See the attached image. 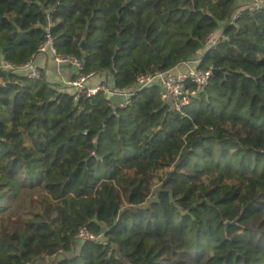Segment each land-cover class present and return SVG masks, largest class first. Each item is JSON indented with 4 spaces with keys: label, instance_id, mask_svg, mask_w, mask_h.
I'll return each mask as SVG.
<instances>
[{
    "label": "trees",
    "instance_id": "1",
    "mask_svg": "<svg viewBox=\"0 0 264 264\" xmlns=\"http://www.w3.org/2000/svg\"><path fill=\"white\" fill-rule=\"evenodd\" d=\"M244 1L0 0L4 61L50 27L120 89L225 35L200 65L225 71L183 112L159 86L117 107L0 69V264H264V7L229 24Z\"/></svg>",
    "mask_w": 264,
    "mask_h": 264
},
{
    "label": "built area",
    "instance_id": "2",
    "mask_svg": "<svg viewBox=\"0 0 264 264\" xmlns=\"http://www.w3.org/2000/svg\"><path fill=\"white\" fill-rule=\"evenodd\" d=\"M244 6L245 8H240L233 13L229 24H234L245 9L256 11L264 7V0H250V2ZM218 33L219 36L217 37H214L215 33L211 35L207 40L205 47L199 50L194 57L166 71L139 75L136 78L134 85L129 89H120L116 87L112 75V83L102 82L97 86L88 87L86 84L88 79L95 77L97 74L90 73L89 75H81L80 71L83 69V65L78 59L73 56L59 54L55 48L54 37L50 33V27L48 28L45 41L40 46L39 53L34 58L23 66L16 68L0 57V69L7 71L16 70L21 72L27 79L39 80L43 77V71L36 59L39 55L50 52L54 55L59 68L67 64L73 65L77 68L79 72L78 77L74 80L65 81V84L69 87L76 88L80 94L92 96L102 92L104 94H114L119 97L122 95H130L133 97L144 89L159 86L161 88V99L166 104L171 105V108L176 111L183 112L185 108L190 106L193 99L197 98L200 93L204 91L211 81L213 69H204L201 68L200 65L203 62L206 52L210 49H216L220 42L225 39L224 27L218 30ZM130 101L131 99H127L126 101L118 102L117 105H115L114 102V105L117 107H125ZM77 240L80 242L95 240L100 243H107L102 235H94L87 227H82L79 230Z\"/></svg>",
    "mask_w": 264,
    "mask_h": 264
},
{
    "label": "crops",
    "instance_id": "3",
    "mask_svg": "<svg viewBox=\"0 0 264 264\" xmlns=\"http://www.w3.org/2000/svg\"><path fill=\"white\" fill-rule=\"evenodd\" d=\"M36 61L43 71V76L49 82L59 84L72 93L78 92L76 88L65 84V81L74 80L78 77L79 72L75 66L67 64L59 68L54 55L50 52L39 55ZM102 82L112 83L111 75L108 73L97 74L95 77L88 79L86 84L88 87H94Z\"/></svg>",
    "mask_w": 264,
    "mask_h": 264
},
{
    "label": "water",
    "instance_id": "4",
    "mask_svg": "<svg viewBox=\"0 0 264 264\" xmlns=\"http://www.w3.org/2000/svg\"><path fill=\"white\" fill-rule=\"evenodd\" d=\"M122 44V39H120V45ZM225 69H213V73H218V72H224ZM106 98L110 99V100H113L115 102V105H117L118 102H121V101H126L127 99H131L132 96L130 95H127V96H116L114 94H105ZM236 222H227V226L229 227L230 225L232 224H235Z\"/></svg>",
    "mask_w": 264,
    "mask_h": 264
},
{
    "label": "rangeland",
    "instance_id": "5",
    "mask_svg": "<svg viewBox=\"0 0 264 264\" xmlns=\"http://www.w3.org/2000/svg\"><path fill=\"white\" fill-rule=\"evenodd\" d=\"M249 2H250V0H246V1H244L242 4L247 5ZM215 36H216V37L219 36L218 31L214 34V37H215Z\"/></svg>",
    "mask_w": 264,
    "mask_h": 264
}]
</instances>
